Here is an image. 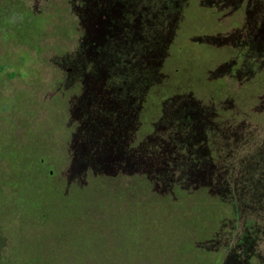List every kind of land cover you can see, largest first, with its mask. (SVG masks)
Segmentation results:
<instances>
[{"label": "rangeland", "instance_id": "374dc122", "mask_svg": "<svg viewBox=\"0 0 264 264\" xmlns=\"http://www.w3.org/2000/svg\"><path fill=\"white\" fill-rule=\"evenodd\" d=\"M111 1L118 11L120 9L124 12V19L113 28L115 32H111L117 35L121 32L124 38L119 37L115 43H100L98 53L93 42L79 41L83 35H88L87 37L94 41L96 32H102L94 21L88 18L93 0H84L86 12L76 8L79 0H18L21 8L30 11L34 17L42 18L38 34L28 43L0 35V143L5 141L6 146L12 145V148L20 151H24L25 145L28 144L30 151L34 150L50 165V170L54 173L50 172L48 179L53 186H58L56 189L61 190L64 183H70V194L74 190L85 189L86 192H93L96 204L101 202L100 206L92 208L91 211L87 210L89 214L92 213V219L83 225H76L74 221H67V218L42 223L33 215L31 206L35 198L30 194L36 193L39 187L43 189V185L35 177H31L29 172L24 176L21 174L27 181L25 185H19L23 191L19 195L20 188L14 183V180L20 178L18 172L10 166V160L0 152V264L23 262L30 254L41 258V262L36 264H182L181 257L175 250L176 246L172 244L173 237L166 236L165 239L162 235L173 230L181 232L179 224L184 219V214H180L195 217L194 212L198 215L195 219L201 218L200 221L204 224V234L208 235V231H216V228L220 234L213 241L207 239L202 247L195 251L196 254L188 249H185L183 254L180 253L185 257L182 261L186 264H198V261L203 264L210 260L216 254L219 240L226 237L225 231L238 232L245 218L256 219L257 227L262 231L256 245L261 249L259 253L264 264L263 197L258 188L254 198L259 196L261 201L259 199L257 203L248 198L246 183L240 177L239 167L232 175L233 189L239 191L235 196L236 219L232 221L233 215L226 206V200L221 201L222 203L216 202L219 192L213 184L209 185L212 182L206 176H201L198 181L188 183L183 189L186 190L187 197L181 198L178 193L170 192V202L167 205L170 206L172 218L175 217L172 223L176 225L173 226L171 221L166 220L163 221L165 226L162 225V229L151 219L146 222L149 231L143 228L144 238L132 245L127 244L131 233L129 234L126 228L124 231L117 228V220H111V213L122 216L127 207L125 197L128 194L123 200L108 203V185L98 188L89 178L77 176L79 174H76V180L70 178L71 164L75 160V151H78L76 146L79 139L88 132L82 139L85 144H96L95 140L100 142L98 144L109 141L111 120L117 122V117L120 116L118 122L120 126L124 124V128L119 130L124 133L126 130L122 116L125 114L122 112L128 108V93L131 95L141 90L143 78L154 79L155 73L153 74L152 70L160 71L159 77L150 85L145 98L138 99V102L128 108L129 111L125 115L133 120L126 143L144 139V129L150 128L153 123L158 124L162 111L159 100L164 92L169 90L173 93L182 91L185 96L193 95L194 99L203 103L214 101L222 119L233 115L229 118L230 125L225 121L217 128V135L211 138L208 146L205 145L208 138L203 142L206 154L212 151L218 166L221 167L226 158L234 160L247 157L246 151H239L240 142L244 139L242 134L246 130L248 137H254L261 132L259 139L264 144V96L256 91L264 89V82L255 79L249 69L242 72L235 69L234 73L233 68H237L240 56L245 51L240 48L249 50L250 44L246 41L256 43L253 38L260 30L261 25L258 26V22L260 23L259 18L264 15V0ZM0 4L3 7V15L10 18L11 3L0 1ZM144 30L151 31L154 38L161 41V52L155 49L157 45L154 41L149 43L150 49L143 52L145 36L143 34L141 38L140 34ZM111 48L126 53H130L129 50L132 49L131 55L134 61L137 60V64L124 63V59L119 61L113 55L110 56L108 50ZM60 54L72 56L74 62L80 66L79 71L76 73V67L72 70L65 66L60 67L61 60L54 58ZM252 57L250 52L246 56ZM71 60L73 59L69 61ZM133 65L140 69L132 67ZM143 68H147V74H144ZM134 71H139L138 77H134L136 74L132 75ZM12 72L14 74L10 75ZM218 94L220 95L217 97ZM182 103L176 102L178 106ZM84 106L93 113L101 109L109 113V116L112 114L110 122L102 120L101 128H104L106 135L101 139H95V131L92 129V133L91 130L89 133L87 124L79 122L84 117V114H80ZM170 106L174 109L173 104ZM117 110L118 115L115 113ZM203 112L207 110L203 109ZM95 114L97 117L100 113L97 111ZM176 116L175 110L169 111L170 122L178 124ZM95 119L94 115L93 120ZM166 128L164 125L153 128L154 133L148 132L151 140H162ZM118 135L113 141H120L123 135L119 132ZM193 138L195 137H192L195 144H200ZM246 143L244 141L241 150L248 146ZM217 146L220 150H217ZM252 151L253 148H249V153ZM105 171L108 172L106 169ZM91 175L95 178V173ZM98 177L100 183L109 176L104 174ZM227 179L232 181L231 177ZM129 181L131 179L124 176L114 179V184L127 186ZM79 184L83 188H78ZM157 186L158 184L153 186L151 195L158 194ZM139 191L142 194L143 188ZM70 194L66 199L70 198ZM42 195L46 196L45 200L53 196L47 192ZM160 195L165 196L164 193ZM139 196L137 200L140 199ZM22 201L25 205L20 208ZM105 207L111 209L105 211ZM104 212L108 213L111 219L108 216L101 219ZM65 223L67 228L75 229L74 234L78 232L76 229L79 227L85 233H97V236L90 240V246L84 242L88 251L66 242L65 236L53 238L54 229L65 227ZM222 228H225V231ZM196 233L190 229L186 235L181 234L183 242H193L196 245ZM162 245H165V248H161ZM91 250H97L98 253H92Z\"/></svg>", "mask_w": 264, "mask_h": 264}, {"label": "trees", "instance_id": "16d2710c", "mask_svg": "<svg viewBox=\"0 0 264 264\" xmlns=\"http://www.w3.org/2000/svg\"><path fill=\"white\" fill-rule=\"evenodd\" d=\"M0 1H9L11 3L10 6H12L11 17L6 18L3 15V7L0 4V35L15 38L27 43L30 39L35 38L40 30L39 22L42 18L34 17L30 11H25L19 6L18 0ZM93 1L94 4L91 10L89 9V12L91 13H87L89 15L88 18H90L91 21H94V24H96L97 28L102 32H96V40L94 41L89 39L87 37L88 35H85L86 37L83 35V37H80L79 41L83 42L87 40L93 42V45L96 46L95 49H98V53L100 43L104 44L107 41L115 43L118 42L117 39H119V37L124 38V35L121 32L118 35L117 33L113 34L111 32L114 30L113 28L118 24V22L124 19V12L120 11V9L118 11L117 8L111 4V0ZM76 8L83 9L85 12L87 11V7L84 5V0H79V5H76ZM259 19H261L260 23L258 22V26L261 25L260 30L253 38V41L256 43H250L251 41L244 40V42L246 41L250 44L248 46L249 50L244 47L240 48L245 51L240 56L241 59H239V62L236 65L237 68H233L234 73H236V70L238 72H242L243 70L245 71L246 69H249L252 72L251 74H254L253 77H255V79H261V81L264 82V15H262ZM108 34L110 36H108ZM143 34L145 36V48L143 52L150 49L149 43L151 41H154L155 45L158 46H156L155 49L161 52L163 49L161 41L155 39L151 31L147 32L144 30L140 34L141 38L143 37ZM116 36L118 37L115 38ZM256 45L257 47L255 48ZM108 51L110 52V56L113 55L119 61H123L124 59V63L128 62L129 64H137V60L134 61V57L131 55L133 51L132 49L129 50L130 53L120 50L117 51L112 48ZM81 52L85 53L84 51ZM249 52L253 54L252 58H246ZM54 58H59L61 60L60 67L65 66L69 68V70L76 67V73L79 71L80 66L77 65L76 61L74 62V58L72 56L60 54ZM69 58L73 60L69 61ZM132 67L140 69V67H136V65H133ZM143 69L144 74H147V68ZM85 71L87 72V69ZM152 71L153 74L155 73L154 79L148 80L147 78H143L141 90H137L135 94L131 93V95L128 93V108L138 102V99L145 98L146 94L149 92L148 90L150 85H152L153 81H156L159 77L158 74L160 71ZM257 72L258 74L256 75ZM13 74L14 72L10 73V75ZM138 74L139 71H134V74L132 75H135L134 77H138ZM256 91L264 96V89H256ZM219 95L220 94H218L217 97ZM192 96L193 95L185 96L182 91H176L175 93L169 90L165 91L164 95L159 100V106L162 111L160 115L161 118L157 122L158 124L153 123L150 128L144 129V132H146L143 136L144 139L142 138L140 140H136L137 142L135 143L132 141L126 143V140H128V132H131V124L133 121L131 117L126 118L125 116L129 111L128 108L122 112V114H125L122 116L125 123L124 130H126L124 133L120 131V128H124V124H121L120 126L118 122L121 116L119 118L117 117L116 122V120L110 119L112 114L109 116V113H106L105 110L97 109L96 112L98 111V114L100 113L97 117L95 114L96 112L93 113L90 110L88 111L85 106L80 110V114H84V117L82 120H79V122H85L87 124V130L89 129V133L90 130L92 133V129L95 131V135L97 137L95 139H101L104 135H106L104 128H101L103 126L102 120L107 122H110L111 120V124L109 126L110 140L101 144H98L100 142L97 140H95L96 144H85L82 142V139H84L85 135H88V132H83L86 134L79 139L76 146L78 151H75L77 152L74 155L75 160L71 164L70 178L76 180V174H79L77 176L81 177L82 175L83 178H89L91 183L93 185L95 184L98 188L108 185V190L106 189L107 194H110L108 203L113 204L114 201L123 200L122 198L128 194L127 197H125L127 198L125 202L127 207L125 211H123L122 216L118 217L117 213H111L113 214L111 219L108 213L104 212V216L102 218L100 217L103 219L108 216L111 220H117V228H120L121 230L126 228V231H129V234L131 233L129 242H126L128 245L136 244L140 239L142 240V237L144 238L145 233L143 228H147L146 230L149 231V225L146 224L149 220L154 219L158 227L162 229V225L165 226L164 222L166 220L171 221V223L174 222L175 217L172 218V214H170L169 211L170 206L167 205L170 202V192L178 193L181 198L187 197V192L183 189L188 183L191 184V182L198 181V178L201 176H206L209 181L212 182L209 185H214L217 192H219L220 197L218 196L219 199L216 202H221L223 200L227 201L226 206L230 208L233 215L232 221L237 218V213L235 215V211L237 212V197L235 196L238 195L239 191H234V183L232 179V175H234L233 171L237 167H239L240 177L246 183V195L248 198L258 203V200L260 199L259 196L256 198H254V196L255 193L259 191V188L261 190V196L263 197L262 204L264 205V144L259 139V136L262 135L261 132L254 137H248V132H246L247 130L244 134H242L244 135V139L240 142L241 148H239V151H246L248 153L247 157L234 160H232V158H226V160L221 163L222 166H218L212 151L206 154L203 142L206 140L205 138H208L206 140L207 144H205L208 146L209 142H211V138L217 135V128H219V126L225 121H227L230 125L229 118L233 117V115L231 117L225 116L224 119H222L220 117V113L217 112V107L214 106V101L211 102L208 100V102L203 103L194 99ZM180 101L183 103L181 106H178L176 102ZM171 104L174 105V109H171ZM203 109L207 110V112H203ZM174 110L177 115L176 122L178 124H174L168 119L169 111ZM115 113L118 115L117 113H119V111L117 110ZM94 115L96 118L95 120H93ZM104 116L106 117L104 118ZM185 121H188L189 123ZM91 123L92 126H90ZM161 125H164L165 128L167 127V130H165V134L163 135L164 138L162 140H151L149 135L150 133L155 132L153 131V128L156 129V126L158 127ZM118 132L123 135L122 138H120V141L118 142L113 141L115 137L119 136ZM193 136L195 137L193 139L200 142L201 145L193 142ZM244 141L248 143L245 144L248 146L241 150L244 146ZM11 146L12 145L9 144L6 146L5 141H2L0 143V152L10 160V166L18 172L17 175L20 178L17 179V181L14 180V183L18 187L19 185H25L27 180H24L23 176L26 172H29L31 177H35L40 184L43 185V189L42 187H39L36 193L30 194L33 199L35 198L31 206L34 216L38 217L42 223H49L50 221L56 222L52 220L67 218V221H74L76 225H83L84 222L92 219V213L89 214L87 210L90 209L89 211H91L92 208L100 206L101 204V202H98V204L95 203L92 191L86 192L85 189H81L79 191L74 190L72 194H70V183H64L61 190L56 189L58 186H53L48 179L50 177L49 173H54L50 170L49 164L40 158L34 150L30 151L28 144L24 147L26 151H20L12 148ZM213 146H215L214 143ZM216 148L217 150H220L218 146ZM249 148H253L251 153H249ZM92 154L95 157H93ZM105 169L108 172H106ZM216 169L218 171H216ZM118 172H120V174H118ZM90 173H95L97 181L95 178H92L94 175L92 176ZM21 174H23V176H21ZM104 174L109 176L107 177L108 180L105 179L104 181L102 180L103 182L99 183L100 178L98 176H103ZM124 176H128L131 179L127 186H117L114 184V179ZM229 177H231L232 181L227 179ZM157 184L158 186L156 189L158 190L156 191H158V194L156 193L155 195H151V189H153V186ZM79 187L83 188L80 184L78 185V188ZM21 188L19 190V195L23 193ZM140 188H143L142 194L140 193L141 191H139ZM46 192L48 194H52L53 196H50L51 198L45 200L46 196H43L42 194ZM160 192L164 193L165 196L162 197ZM68 194H70V198L66 199ZM138 195H140V199L137 200L136 198ZM56 202H60V204L56 205ZM24 205L25 203L22 201L20 208ZM109 209L111 208H104L105 211H109ZM194 213L195 217H189V215H186L185 213L180 214H184V219H182L179 224L182 229L181 232H174V230L171 232L168 231L164 236L160 232L162 238L166 239V236L173 237L172 244H175V250L178 253L177 255L181 257L180 260L182 264H186L184 260V262L182 261V258H185L182 256L185 249H188L189 251L191 250L195 253V251L199 250V247H202L203 243H205L207 239L213 241L217 239V236L220 234V232L217 231V228L216 231H208V235L204 234V224L200 221L201 218L195 219L198 215H196L197 212ZM143 220L145 222H143ZM64 225L65 227L63 228L57 227L54 229L53 238H55V236L56 238L65 236L64 240L66 242L75 244V246H78L79 249L83 248V251H88V248L84 246V242H87V246H90V240L95 238L97 233H95V231L94 233H85L79 227L76 229L78 232L74 234L75 229L67 228L66 223ZM171 225L175 226L176 223H172ZM190 229L197 232L196 235L198 240L196 245H194L193 242H183L181 234L186 235ZM167 230H169V228H167ZM222 230L225 231V228H222ZM225 232L226 237L224 240H219L220 242L218 243L216 254L203 264H263V260L259 253L261 249H259L257 247L258 245H256L257 240L260 237L259 233H262V231L261 229H258L256 219L251 220L249 218H245L243 223L240 224L238 232L237 230H233L231 233L228 230ZM161 248H165V245H162ZM97 250L98 252H101L100 249ZM96 251L91 250V252H94L95 254L98 253ZM138 251L140 253H144L142 250ZM108 252L109 250L106 251V253ZM180 253L182 254L180 255ZM38 262H41V258L37 255L30 254L27 258H24L23 262H17L16 264H36ZM200 263L201 262L198 261V264Z\"/></svg>", "mask_w": 264, "mask_h": 264}]
</instances>
